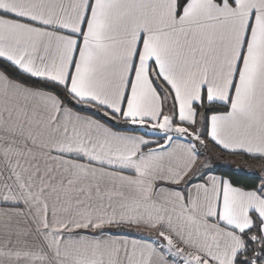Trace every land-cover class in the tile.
<instances>
[{
    "label": "snow or ice",
    "instance_id": "obj_1",
    "mask_svg": "<svg viewBox=\"0 0 264 264\" xmlns=\"http://www.w3.org/2000/svg\"><path fill=\"white\" fill-rule=\"evenodd\" d=\"M0 264H264V0H0Z\"/></svg>",
    "mask_w": 264,
    "mask_h": 264
}]
</instances>
